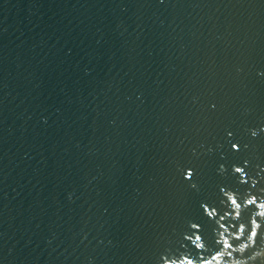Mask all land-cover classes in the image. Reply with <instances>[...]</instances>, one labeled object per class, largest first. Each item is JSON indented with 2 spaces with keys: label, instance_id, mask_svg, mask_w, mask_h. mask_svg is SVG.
<instances>
[{
  "label": "water",
  "instance_id": "95a60500",
  "mask_svg": "<svg viewBox=\"0 0 264 264\" xmlns=\"http://www.w3.org/2000/svg\"><path fill=\"white\" fill-rule=\"evenodd\" d=\"M262 124L264 0H0V264L210 258L189 221L235 246Z\"/></svg>",
  "mask_w": 264,
  "mask_h": 264
},
{
  "label": "snow or ice",
  "instance_id": "6c2138e0",
  "mask_svg": "<svg viewBox=\"0 0 264 264\" xmlns=\"http://www.w3.org/2000/svg\"><path fill=\"white\" fill-rule=\"evenodd\" d=\"M227 135L230 137L233 135L231 131L227 132ZM231 149L238 150L240 148V144L238 142H232L230 144ZM248 162L245 160L244 164L246 165ZM236 164L232 165V169L235 173H243V176L246 175V169L242 166L235 167ZM221 167V166H220ZM195 174V170L188 166L183 170V176L187 179L191 180L192 176ZM237 179H240V177H237ZM241 183H245V181L241 180ZM192 188L196 187L195 183H191L190 185ZM219 191L223 194V197H226L227 200L230 202V205L233 207V209H241L242 205L240 202H238V199L234 197L230 191H226L225 187H221ZM257 196H252L250 199L244 200L245 204L257 206ZM221 203H224V200H221ZM258 206H264V200L260 201ZM200 207L202 209V212L209 218H214V223L216 225H219L220 229H224L221 227V225H224L221 223L225 219V216H228L229 212L225 211L222 215H219L218 219H215V217L218 215V209L217 207L213 206L212 204L208 203L207 201H202L200 203ZM231 215L235 217H239L241 220L248 221V217L245 215V212L243 210L241 211H235L231 213ZM260 218H264V214H256V216L252 217L250 219V222L248 223V227H245L244 224V232L247 234L252 229V221H256V232L255 235L259 236L261 230H264V221L258 222ZM241 224V223H240ZM225 226V225H224ZM203 225L199 222L195 221H189V232L185 233V239L188 242H191V245L194 246L195 250H201L205 249L206 246L209 249V257L208 259L204 258H197L194 259L190 257L189 255H185L183 260H179L178 264H215L217 261H223L225 254L223 252V248L225 247V244L230 248L233 243L228 241H223L221 239H218L221 233H224V231H217L216 236L214 237L213 244L215 245L214 248H210L208 245V241L204 238V235L201 231ZM235 243H238L237 240L234 241ZM215 253V255H213Z\"/></svg>",
  "mask_w": 264,
  "mask_h": 264
},
{
  "label": "clouds",
  "instance_id": "9594fccd",
  "mask_svg": "<svg viewBox=\"0 0 264 264\" xmlns=\"http://www.w3.org/2000/svg\"><path fill=\"white\" fill-rule=\"evenodd\" d=\"M259 74V73H258ZM251 136L255 137L258 134V130L255 128H251L248 130ZM259 131L264 132V124L260 125ZM247 147V145H245ZM224 166L221 165V168ZM235 167H239L236 166ZM264 168V165L261 166ZM243 176V173H241ZM249 179H253L252 177H249ZM253 183H255V179H253ZM260 211L257 214H264V206H258ZM254 217V216H253ZM256 221H252V229L247 234L244 232V224H239V230L236 232H233L231 235L235 237V240L238 241V243H235V246L233 244L229 248L227 244H225V247L223 248V252L226 257L230 259H224L222 261V264H252L253 261H255L257 258L260 259V264H264V230H261L259 235V244L256 243ZM222 228L227 231L224 225H221ZM215 231V230H214ZM243 237V239H241ZM218 239H221L223 241H228L229 237L224 235V233H221ZM228 249H231V251H228ZM246 250H250L247 255H245ZM184 253L181 252L179 254L180 259H162V264H178L179 260H183ZM237 254V255H234ZM215 255V253H213ZM215 264H221V261L215 262Z\"/></svg>",
  "mask_w": 264,
  "mask_h": 264
}]
</instances>
